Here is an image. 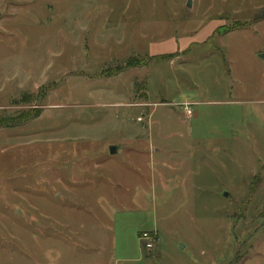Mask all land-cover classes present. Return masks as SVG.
Instances as JSON below:
<instances>
[{
  "label": "rangeland",
  "instance_id": "rangeland-1",
  "mask_svg": "<svg viewBox=\"0 0 264 264\" xmlns=\"http://www.w3.org/2000/svg\"><path fill=\"white\" fill-rule=\"evenodd\" d=\"M259 55L264 0H0V264H264Z\"/></svg>",
  "mask_w": 264,
  "mask_h": 264
},
{
  "label": "trees",
  "instance_id": "trees-1",
  "mask_svg": "<svg viewBox=\"0 0 264 264\" xmlns=\"http://www.w3.org/2000/svg\"><path fill=\"white\" fill-rule=\"evenodd\" d=\"M239 28H242V26H238L233 31H236ZM169 57H171V56H169ZM133 67H140V65L134 66L131 64V62H128L126 64L125 69H131ZM32 114L33 113L26 115L25 117H23L21 119H16V120L2 118V119H0V129H15L19 126L26 125V124L34 121L38 117L37 113H35L33 115ZM253 180H255V178H253ZM250 183H251V181H250Z\"/></svg>",
  "mask_w": 264,
  "mask_h": 264
},
{
  "label": "built area",
  "instance_id": "built-area-1",
  "mask_svg": "<svg viewBox=\"0 0 264 264\" xmlns=\"http://www.w3.org/2000/svg\"><path fill=\"white\" fill-rule=\"evenodd\" d=\"M191 104H185L184 105V111L185 114L187 116V118H191ZM140 241L143 243V247L145 250H151L157 241L156 235L151 233V232H144L141 234V236L139 237Z\"/></svg>",
  "mask_w": 264,
  "mask_h": 264
},
{
  "label": "water",
  "instance_id": "water-1",
  "mask_svg": "<svg viewBox=\"0 0 264 264\" xmlns=\"http://www.w3.org/2000/svg\"><path fill=\"white\" fill-rule=\"evenodd\" d=\"M187 6H190V0H187ZM119 149H120V147L110 146L109 147V154L110 155H115V154H117V152H118Z\"/></svg>",
  "mask_w": 264,
  "mask_h": 264
},
{
  "label": "crops",
  "instance_id": "crops-1",
  "mask_svg": "<svg viewBox=\"0 0 264 264\" xmlns=\"http://www.w3.org/2000/svg\"><path fill=\"white\" fill-rule=\"evenodd\" d=\"M155 54H153L152 56H154ZM258 60H264V55H259L258 56V58H257ZM227 76H228V78H229V73H227L226 74ZM263 86H264V84L262 83V85H261V88H260V90L263 92L264 91V88H263ZM186 101H183L182 103H185ZM192 106V105H191ZM120 147V146H119ZM121 148V147H120ZM120 151V149L118 150V152ZM156 233V232H155Z\"/></svg>",
  "mask_w": 264,
  "mask_h": 264
}]
</instances>
